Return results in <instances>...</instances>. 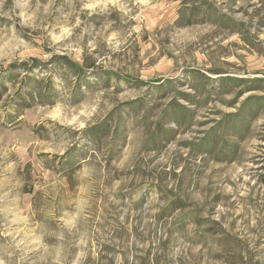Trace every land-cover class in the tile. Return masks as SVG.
<instances>
[{
  "label": "rangeland",
  "instance_id": "1",
  "mask_svg": "<svg viewBox=\"0 0 264 264\" xmlns=\"http://www.w3.org/2000/svg\"><path fill=\"white\" fill-rule=\"evenodd\" d=\"M0 264H264V0H0Z\"/></svg>",
  "mask_w": 264,
  "mask_h": 264
}]
</instances>
